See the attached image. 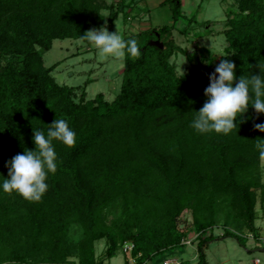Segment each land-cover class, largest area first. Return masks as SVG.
Listing matches in <instances>:
<instances>
[{
	"label": "trees",
	"instance_id": "16d2710c",
	"mask_svg": "<svg viewBox=\"0 0 264 264\" xmlns=\"http://www.w3.org/2000/svg\"><path fill=\"white\" fill-rule=\"evenodd\" d=\"M138 1L0 0V182L7 161L35 149L34 128L46 132L56 118L65 119L77 134L71 148L54 142L57 172L49 174L40 202L0 193V264H65L71 257L77 264H105L127 242L139 264L164 259L186 245L179 228L185 210L192 211L200 233L197 264H207V243L227 237L242 243L244 234L228 226L220 237L202 236L222 205L227 225L259 237L256 208L258 197L264 208V181L256 144L264 142V132L254 125L264 124V114L249 106L244 122L228 135L199 134L190 123L222 59L236 64L237 78L261 74L264 0H235L236 10H227V57L205 59L203 48L183 50L173 39L174 31L185 32L178 28L185 17L182 1L165 0L173 23L123 36L137 40L141 55L124 59L113 99L103 92L87 98V85L59 83L53 71L60 62L47 67L44 61L54 41L88 43L82 35L93 22L103 25L104 10L110 25L120 16L127 22L126 7ZM201 27L198 35H210L207 22ZM177 52L189 62L184 78L171 60ZM114 207L116 217L107 224L105 214ZM72 230L79 233L76 241L69 240ZM101 240L107 248L99 260Z\"/></svg>",
	"mask_w": 264,
	"mask_h": 264
},
{
	"label": "rangeland",
	"instance_id": "374dc122",
	"mask_svg": "<svg viewBox=\"0 0 264 264\" xmlns=\"http://www.w3.org/2000/svg\"><path fill=\"white\" fill-rule=\"evenodd\" d=\"M107 4H116L119 0H103ZM129 2L130 0H126ZM185 17L178 22V28L184 29L185 32L176 30L173 33V39L187 52H197L203 48L206 52L204 58L216 56L217 53L223 54L226 46L225 36L222 31L225 28L224 22L227 18V10H236L237 4L235 0H181ZM165 0H142L134 3L127 9V22L120 16L113 25L109 24L108 11H103L106 16L103 25L93 22L89 25V30L100 28L106 25L110 32L117 31V25L120 29V35L126 33L146 30L153 25H165L173 23L171 5ZM194 17L195 22L192 25L188 23L189 18ZM129 18V19H128ZM202 22H207V30L210 35L200 36L204 32L201 27ZM191 47V48H190ZM189 48V49H188ZM212 50V51H211ZM213 52V53H212ZM172 62L176 63L178 71L183 73L189 66L187 57L182 53H176L172 58ZM44 61L47 67L52 66L56 62H60L59 66L53 71L59 83L71 86H86L87 98H93L98 93L103 92L108 99H113L119 92L122 73L124 68V59L117 60L111 57H102L98 51L82 40L75 39H57L54 41L51 50L44 54ZM262 164V179L264 181V158ZM223 204V203H222ZM216 215V224L206 231V235L220 237L225 234L228 226L231 230L244 234L242 243L234 237L213 240L206 244L205 254L207 264H264V208L261 206L260 197L257 203V219L258 236L246 234L234 228L231 224H226L227 208L222 205L218 208ZM118 210L114 209L105 214L107 224H110L116 217ZM179 228L186 236V245L183 250L177 249L172 255L162 256L146 261L143 264H162L165 260H172L177 264H197L200 261L198 243L200 233L194 224L193 213L191 210H185L179 218ZM246 234V235H245ZM79 233L72 230L69 236L70 241H76ZM126 243L121 244L120 251L116 256L106 259L105 264H139L135 257L128 253H124ZM107 245L105 240H101L96 244V253L100 259L104 258ZM44 256V255H43ZM133 258V257H132ZM1 264H13L12 262H3ZM26 264H44L42 262L30 261ZM65 264H77L76 257H71L70 261Z\"/></svg>",
	"mask_w": 264,
	"mask_h": 264
},
{
	"label": "clouds",
	"instance_id": "9594fccd",
	"mask_svg": "<svg viewBox=\"0 0 264 264\" xmlns=\"http://www.w3.org/2000/svg\"><path fill=\"white\" fill-rule=\"evenodd\" d=\"M82 38L102 57L135 60L141 55L137 40L123 39L118 25L115 32H110L106 25L93 28ZM216 56L227 57L221 53ZM258 67L260 75L237 78L236 64L230 59H222L215 71L209 74L210 84L204 91L206 100L203 107L196 111L190 127L199 134L214 132L228 135L237 128L238 123L244 122V114L248 112L249 106L257 114H264V64L260 62ZM254 127L264 132V124H255ZM20 139L23 142L22 136ZM32 139L34 150L25 148L23 153L16 154L5 163L8 174L7 177L3 175L4 179L0 182V193H15L28 202H40L49 190L46 182L49 174L57 172L54 142L71 148L76 144L77 134L65 119L56 118L46 132L34 128ZM256 148L261 158H264V142H258Z\"/></svg>",
	"mask_w": 264,
	"mask_h": 264
},
{
	"label": "built area",
	"instance_id": "2783aa9c",
	"mask_svg": "<svg viewBox=\"0 0 264 264\" xmlns=\"http://www.w3.org/2000/svg\"><path fill=\"white\" fill-rule=\"evenodd\" d=\"M185 243H187V241H186ZM133 248H134V244H133L132 242H127V243H126V246H125V248H124V251H125L126 253H128V254L131 255V253H132V251H133ZM133 260H134V258L130 257V261H133ZM259 262H260L259 260L256 261L257 264H258ZM163 264H177V263L174 262V261H172V260H165V261L163 262Z\"/></svg>",
	"mask_w": 264,
	"mask_h": 264
},
{
	"label": "crops",
	"instance_id": "0c3cea01",
	"mask_svg": "<svg viewBox=\"0 0 264 264\" xmlns=\"http://www.w3.org/2000/svg\"><path fill=\"white\" fill-rule=\"evenodd\" d=\"M258 264H260V262Z\"/></svg>",
	"mask_w": 264,
	"mask_h": 264
}]
</instances>
